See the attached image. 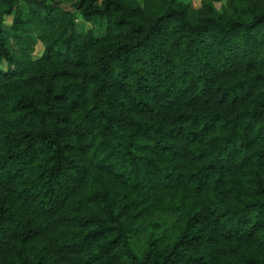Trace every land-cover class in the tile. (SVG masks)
Returning a JSON list of instances; mask_svg holds the SVG:
<instances>
[{
  "label": "trees",
  "instance_id": "obj_1",
  "mask_svg": "<svg viewBox=\"0 0 264 264\" xmlns=\"http://www.w3.org/2000/svg\"><path fill=\"white\" fill-rule=\"evenodd\" d=\"M61 1L0 0V264H264V0Z\"/></svg>",
  "mask_w": 264,
  "mask_h": 264
},
{
  "label": "rangeland",
  "instance_id": "obj_2",
  "mask_svg": "<svg viewBox=\"0 0 264 264\" xmlns=\"http://www.w3.org/2000/svg\"><path fill=\"white\" fill-rule=\"evenodd\" d=\"M56 3H61L63 8H67L69 9L68 5L64 4V2L62 3L61 0H53ZM192 7L194 8H198L200 6V3L202 0H187ZM224 2V0H222V3ZM216 7H219V4H215ZM13 21L12 16H8L5 18L4 20V25L9 27L11 25ZM91 29L93 31V34L96 37H101L104 35V30H105V25L102 21H97L95 23V25H90L89 23H85L83 21H81L80 19H77L76 24H75V30L77 32H82V31H87ZM30 39H27V43H29ZM32 51L34 52L35 56H39L41 51H42V45L40 42H36L34 44V46H32ZM3 69H6L5 65H2Z\"/></svg>",
  "mask_w": 264,
  "mask_h": 264
}]
</instances>
